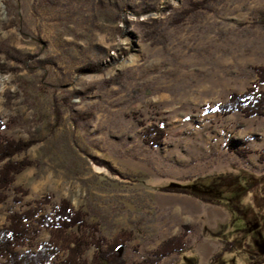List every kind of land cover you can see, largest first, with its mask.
<instances>
[{"label": "rangeland", "instance_id": "rangeland-1", "mask_svg": "<svg viewBox=\"0 0 264 264\" xmlns=\"http://www.w3.org/2000/svg\"><path fill=\"white\" fill-rule=\"evenodd\" d=\"M189 2L205 7L180 21ZM256 68L264 0H0V133L31 142L13 159L33 162L0 229L50 196L46 215L67 199L107 243L131 232L126 264L183 232L186 249L161 264H209L225 241L235 249L219 264H259L264 116L219 110L264 92ZM151 126L166 133L157 147ZM40 233L20 251L35 253Z\"/></svg>", "mask_w": 264, "mask_h": 264}, {"label": "trees", "instance_id": "trees-1", "mask_svg": "<svg viewBox=\"0 0 264 264\" xmlns=\"http://www.w3.org/2000/svg\"><path fill=\"white\" fill-rule=\"evenodd\" d=\"M203 2H189V8L180 14L181 19L203 9ZM257 83L264 85V68H256ZM223 116L241 112L244 118L264 116V92L249 89L243 94L233 93L228 102L220 107ZM3 125L0 123V131ZM165 130L151 126L147 131V143L151 147L160 145L165 137ZM31 142L14 141L4 138L0 133V204L8 199V192H16L15 203H21L28 194L22 188H14L15 178L32 167L29 160L15 161L14 155L29 149ZM246 151H241L244 154ZM51 201L46 196L32 203L31 207L21 212H10L6 224L0 229V264H126L121 255L128 242L133 239L131 232H122L107 243L99 236L100 228L91 224L82 210H75L70 201L63 199L54 208L51 215L44 213V208ZM188 228V227H187ZM49 234L48 241L34 253L31 250L20 251L39 237L42 231ZM186 233L163 242L152 255L145 256L134 264H161L173 254H180L186 249ZM94 249L91 260L86 253ZM235 249L234 241H225L224 247L215 253L209 264H219L227 252ZM63 254V257L60 254ZM253 258V257H252ZM253 264V263H252ZM264 264V259L259 262Z\"/></svg>", "mask_w": 264, "mask_h": 264}]
</instances>
